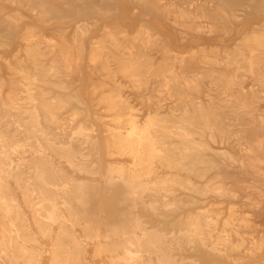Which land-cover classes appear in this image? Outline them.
Instances as JSON below:
<instances>
[{
  "label": "bare ground",
  "instance_id": "6f19581e",
  "mask_svg": "<svg viewBox=\"0 0 264 264\" xmlns=\"http://www.w3.org/2000/svg\"><path fill=\"white\" fill-rule=\"evenodd\" d=\"M162 1L0 0V264H264V0Z\"/></svg>",
  "mask_w": 264,
  "mask_h": 264
},
{
  "label": "rangeland",
  "instance_id": "374dc122",
  "mask_svg": "<svg viewBox=\"0 0 264 264\" xmlns=\"http://www.w3.org/2000/svg\"><path fill=\"white\" fill-rule=\"evenodd\" d=\"M164 2V0L162 1ZM0 8L3 9V13H12L13 11H20V13L23 14L26 18L22 21H18L17 23V33L16 36H14L11 39V43L6 46L0 47V79H3L4 81H8V79L13 78L12 73L8 70V65H12L15 63L16 57L19 58L21 56V53H18L22 50L21 46V39L19 38V35L23 31L25 25H28L31 21L29 20V15H24L23 11L21 9H18L16 6L9 5L8 3H0ZM18 11V12H19ZM260 19V18H259ZM111 21L101 22L103 23H110ZM129 34L134 33V31L137 29V26L142 23V18L140 15V12L136 10L134 15H131L129 17L120 18L117 21ZM156 26L158 27V31L160 33H166L167 35L175 38L176 34L170 31L168 27L163 23V21L160 20H154L153 21ZM70 28L68 32L70 33ZM99 34V31L95 29L93 32H91L90 37H95ZM240 33H233L226 35L223 33H219L217 35H213L211 38V41L206 44V46L217 49L222 47H231L234 44L239 43L236 40H240ZM217 47V48H216ZM209 48V49H210ZM189 52L184 54L183 56H187ZM83 77L82 80L79 82L77 79L73 78L72 81L76 83L77 87L79 88L82 97L84 101L86 102L87 106L90 109L91 114L95 118V124L99 131L101 132V136H103V123L104 124H110L109 118L104 116V112L100 110L99 106H96V98L98 97V94L92 95L90 93L91 89L100 83L102 81V78H99L97 76L89 77V72L87 70L86 64L83 65L82 68ZM248 86V87H247ZM244 87L249 88L250 82H247ZM8 90L7 86L4 87V91L6 92ZM124 96L128 98V101L131 103V105L134 107L135 113L137 115L138 120H142L146 109H148V105L146 102L142 101V98L138 96L134 91H131L129 89H124ZM263 99L258 103L259 107H262L264 109V93L260 95ZM166 106L171 105L170 102H166ZM103 160L105 163H110L111 161H114L113 159H110L108 157H103ZM222 207H225V205H222Z\"/></svg>",
  "mask_w": 264,
  "mask_h": 264
}]
</instances>
